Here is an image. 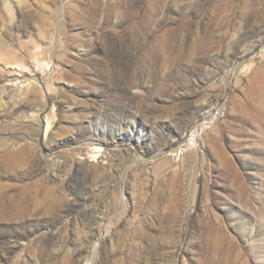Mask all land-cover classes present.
Returning a JSON list of instances; mask_svg holds the SVG:
<instances>
[{
	"label": "rangeland",
	"instance_id": "obj_1",
	"mask_svg": "<svg viewBox=\"0 0 264 264\" xmlns=\"http://www.w3.org/2000/svg\"><path fill=\"white\" fill-rule=\"evenodd\" d=\"M0 264H264V0H0Z\"/></svg>",
	"mask_w": 264,
	"mask_h": 264
},
{
	"label": "bare ground",
	"instance_id": "obj_2",
	"mask_svg": "<svg viewBox=\"0 0 264 264\" xmlns=\"http://www.w3.org/2000/svg\"><path fill=\"white\" fill-rule=\"evenodd\" d=\"M11 82V81H10ZM31 84V82H29L28 83V85H30ZM8 87H10V89H9V91L11 90V92H13L14 91V89H13V85L12 84H6ZM5 85V86H6ZM5 86H4V88H5ZM15 86V85H14ZM27 87H29V86H27ZM9 99V98H8ZM193 144H191V143H189V144H187V146H192ZM94 149H96L99 153L101 152V150H103L101 147L99 148V147H95ZM95 151V150H94ZM176 155H178V152L176 153ZM99 156V155H98Z\"/></svg>",
	"mask_w": 264,
	"mask_h": 264
}]
</instances>
